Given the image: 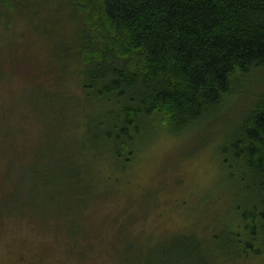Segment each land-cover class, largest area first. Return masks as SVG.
<instances>
[{"label":"rangeland","instance_id":"374dc122","mask_svg":"<svg viewBox=\"0 0 264 264\" xmlns=\"http://www.w3.org/2000/svg\"><path fill=\"white\" fill-rule=\"evenodd\" d=\"M76 3L0 0V264H210L215 246L197 243L202 262H186L177 249L190 248L186 242L199 235L230 247L225 236L244 232L237 211L246 206L245 187H236L222 166L221 149L225 133L264 91V69L196 131L174 135L163 115L150 120L122 171L98 150H85L82 160L97 175L83 200L72 179L46 184L30 173L60 169L76 141L87 140L79 135L85 116L71 112L79 99L70 67L58 85L48 75L58 72L55 42L71 37L75 22L81 30L86 22ZM57 107L63 114L56 118ZM232 260L220 263L264 264V252Z\"/></svg>","mask_w":264,"mask_h":264},{"label":"trees","instance_id":"16d2710c","mask_svg":"<svg viewBox=\"0 0 264 264\" xmlns=\"http://www.w3.org/2000/svg\"><path fill=\"white\" fill-rule=\"evenodd\" d=\"M76 5L85 11L86 22L82 30L80 22H73L71 37L55 42L58 72L48 75L58 85L70 67L79 99L71 112L85 116L79 135L87 140H77L74 156L52 174L30 173L46 184L72 179L81 199L88 197L87 181L97 175L82 160L85 150H98L122 171L150 120L163 115L174 135L196 131L223 113L225 102L239 96L251 73L264 69V0H77ZM22 8L35 11L31 5ZM58 108L56 118L63 114ZM238 117L225 133L221 163L236 187H245L240 194L246 206L237 211L244 232L225 236L230 247L215 235L189 240L190 248L177 249L186 262H202L193 251L199 244L215 246L210 264H216L214 258L222 264L246 252H264V91Z\"/></svg>","mask_w":264,"mask_h":264},{"label":"bare ground","instance_id":"6f19581e","mask_svg":"<svg viewBox=\"0 0 264 264\" xmlns=\"http://www.w3.org/2000/svg\"><path fill=\"white\" fill-rule=\"evenodd\" d=\"M95 5H96V4H95ZM71 7H72V6H71ZM71 7H70V8H71ZM98 7H99V6H98ZM70 10H71V9H70ZM75 11H76V10H75ZM84 12H85V11H84ZM84 12H83V13H84ZM85 14H86V13H85ZM87 14H88V13H87ZM81 15H82V13H81ZM114 57H115V56H114ZM120 62H121V61H120ZM111 63H112V62H111ZM118 65H119V64H118ZM138 69H139V68H138ZM231 128H232V127H231ZM232 130H233V129H232ZM230 134H231V133H230ZM227 137H228V136H227ZM227 137H226V138H227ZM227 139H228V138H227ZM229 140H230V139H229ZM219 144H220V143H219ZM219 144H218V145H219ZM238 195H239V194H238ZM236 233H237V232H236Z\"/></svg>","mask_w":264,"mask_h":264},{"label":"flooded vegetation","instance_id":"af4514ba","mask_svg":"<svg viewBox=\"0 0 264 264\" xmlns=\"http://www.w3.org/2000/svg\"><path fill=\"white\" fill-rule=\"evenodd\" d=\"M247 254H248V252H247Z\"/></svg>","mask_w":264,"mask_h":264}]
</instances>
